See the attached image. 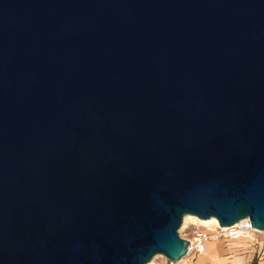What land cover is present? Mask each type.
<instances>
[{
    "label": "water",
    "instance_id": "1",
    "mask_svg": "<svg viewBox=\"0 0 264 264\" xmlns=\"http://www.w3.org/2000/svg\"><path fill=\"white\" fill-rule=\"evenodd\" d=\"M185 216L264 232V0H0V264L178 262Z\"/></svg>",
    "mask_w": 264,
    "mask_h": 264
},
{
    "label": "rangeland",
    "instance_id": "2",
    "mask_svg": "<svg viewBox=\"0 0 264 264\" xmlns=\"http://www.w3.org/2000/svg\"><path fill=\"white\" fill-rule=\"evenodd\" d=\"M216 230L217 227L213 225L203 227L192 220H187L185 223L183 221L178 229V233L181 238L192 241L197 233H202L210 237L206 245L205 253L198 255L191 251L189 255H186L178 262L174 263L168 261L162 255H156L147 264H209L211 260L213 262L223 261L224 264H227V260L232 259L233 256L247 255V252L244 251L252 249L247 246H240L239 244H242V242H235L237 245H234L233 241L227 239H217L215 237ZM201 259H203V261L199 262ZM253 261L254 259L249 264L253 263Z\"/></svg>",
    "mask_w": 264,
    "mask_h": 264
},
{
    "label": "built area",
    "instance_id": "3",
    "mask_svg": "<svg viewBox=\"0 0 264 264\" xmlns=\"http://www.w3.org/2000/svg\"><path fill=\"white\" fill-rule=\"evenodd\" d=\"M217 239H236L239 237L247 238L252 244L256 243L257 236H260L264 239V232H260L253 227H250V220L243 219L238 223L225 227L223 229L217 228L215 231ZM209 236L202 233H197L193 240H189V247L187 248V255L191 251L200 255L205 253L206 245L209 241Z\"/></svg>",
    "mask_w": 264,
    "mask_h": 264
},
{
    "label": "crops",
    "instance_id": "4",
    "mask_svg": "<svg viewBox=\"0 0 264 264\" xmlns=\"http://www.w3.org/2000/svg\"><path fill=\"white\" fill-rule=\"evenodd\" d=\"M227 240L233 241L234 245H237L235 244V242H242V244H239L240 246H247L250 249L252 248L251 250L244 251L247 252V255L233 256L232 259L227 260V264H249L250 262H252L253 259H254L253 262H255L256 264H264V239L262 237L257 236L255 244H252L247 238L244 237H239L236 239H227ZM200 261H203V259L199 260V262ZM209 264H224V263L223 261L213 262L211 260Z\"/></svg>",
    "mask_w": 264,
    "mask_h": 264
},
{
    "label": "bare ground",
    "instance_id": "5",
    "mask_svg": "<svg viewBox=\"0 0 264 264\" xmlns=\"http://www.w3.org/2000/svg\"><path fill=\"white\" fill-rule=\"evenodd\" d=\"M187 220H192V221L196 222L197 224H199V225H201L203 227H207V226L213 225V226H215L217 228L223 229V227H220L219 224H218V222L215 219H213V218H211L209 220H200V219H198L196 217H193V216H185L183 218L184 223Z\"/></svg>",
    "mask_w": 264,
    "mask_h": 264
},
{
    "label": "trees",
    "instance_id": "6",
    "mask_svg": "<svg viewBox=\"0 0 264 264\" xmlns=\"http://www.w3.org/2000/svg\"><path fill=\"white\" fill-rule=\"evenodd\" d=\"M251 264H256L255 262L251 263Z\"/></svg>",
    "mask_w": 264,
    "mask_h": 264
}]
</instances>
